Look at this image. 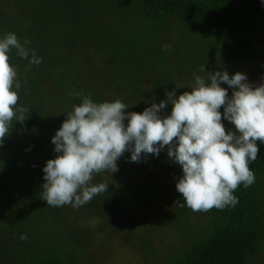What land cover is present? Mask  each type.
Instances as JSON below:
<instances>
[{"label":"trees","instance_id":"obj_1","mask_svg":"<svg viewBox=\"0 0 264 264\" xmlns=\"http://www.w3.org/2000/svg\"><path fill=\"white\" fill-rule=\"evenodd\" d=\"M13 2L18 9L16 14L5 16L0 14V38L13 32L22 44L29 36L42 49H53L50 68L54 71L49 73H52L57 86H69L73 91L70 93L72 95L67 96L65 93L58 95L61 93L56 91L59 87H47L48 92L46 87L41 90L40 80L44 76L43 74L38 76L32 69L33 65L29 64L31 53L29 59L25 60L16 55L15 49L10 52L13 66H18L21 83L19 104L28 109L26 113L28 119L23 124L13 122L11 134L0 147V264H5L6 256L9 264H82L79 254L64 243L72 241L63 236L60 240L54 235H49L43 225L48 220L59 222L65 219L69 205L48 206L37 192L38 187L45 183L43 168L47 161L59 155L54 151L55 145L51 140L67 118L68 111L64 107L66 104L79 105L82 102L80 97L74 95L75 93L82 92L97 103L119 99L129 106L126 111L138 113L144 111L141 105L144 98L141 95L143 87L140 81L144 72L138 70L135 74L125 75L120 71L114 77L105 67V53L112 54L114 58L121 51L124 52L125 48L121 47L119 41L112 40L113 36H118V40L123 36L119 35L118 31L109 30L111 24L106 18L114 16L115 20H125L129 9L137 10L140 18L156 24L174 18L182 23L186 32L211 37L217 45L216 49L222 61L234 66L249 57L258 38L257 21L264 19V0H13ZM156 37L157 31L154 36L151 35V38ZM89 45L95 49L96 56L92 59L83 55ZM72 57L77 59L76 64ZM71 59L73 62L69 64ZM95 64L100 65V68L95 70ZM54 66L56 69H53ZM146 75L151 78L148 71ZM159 76L161 75L156 76L157 82L163 88L164 83L160 81ZM165 84L168 86L167 91L172 90L170 81ZM178 90L184 92L180 88ZM231 95L232 90L229 96ZM48 98H55L51 108H46L44 104ZM165 99L167 98L163 97V100ZM171 109L172 105L169 103L162 110V115H170ZM224 121L231 130L234 129V125L227 120ZM257 143L260 151L257 159L250 164L256 175L255 183L248 188L241 184L235 190L233 194L238 197V203L234 207L210 210L208 212L210 217L204 229L193 230L195 233L190 236L183 235L182 239H186V242L182 240V250L175 249L166 264H248L250 259L260 255L264 233V204L261 199L264 144H260L259 141ZM16 152H19L18 156ZM166 152L165 148L160 153L162 155L160 172L164 171L165 176L178 179L182 168L174 163ZM130 157L131 153L126 152L117 163L133 169L138 168L141 161L132 162ZM142 171L147 174V178L140 182V190L150 200V204L151 202L156 204L163 192L162 184L158 183L156 177L149 175V169L142 168ZM121 196L119 192L108 188V191L95 196L84 206L78 209L72 207L69 214V217L72 216L69 218L71 224L85 218L87 212L94 210L100 218L115 214L116 219L122 215L119 213L120 206H123ZM164 199L165 202L171 199L170 202L174 203L178 214L175 221L180 230L187 229V213L191 209L186 205L181 207L184 203L183 197L171 190L168 198ZM13 202L18 203L15 211L11 209ZM6 212L9 214L8 219H4L3 216ZM63 213L64 217L61 216ZM92 217L93 215H89L86 218ZM145 217L146 213H142L137 221L143 222ZM132 218V222L136 221L135 216ZM115 219L111 218L113 222ZM41 231L46 239L41 243L36 242L34 236H38ZM87 231V228L83 230L89 234ZM21 235L27 238L22 240ZM63 247L69 249L62 251Z\"/></svg>","mask_w":264,"mask_h":264},{"label":"clouds","instance_id":"obj_2","mask_svg":"<svg viewBox=\"0 0 264 264\" xmlns=\"http://www.w3.org/2000/svg\"><path fill=\"white\" fill-rule=\"evenodd\" d=\"M26 45L30 41L22 44L13 32L0 38V147L13 122L23 124L28 119V109L19 104L18 66H13L10 56L15 49L25 60L31 53L30 65L42 63ZM163 48L169 50L171 45ZM200 72L206 75L194 74L191 91L177 98L175 89L166 90L167 99L152 103L142 113L126 111L129 106L119 99L97 103L82 92L75 93L82 102L66 114L52 137L59 155L43 168L47 205L78 209L108 191L107 184L92 181L97 174L119 171L117 162L126 152L132 162H139L143 156L158 157L166 148L168 157L182 168L176 183L183 196L181 207L195 212L234 207L235 190L256 181L250 164L260 151L257 142L264 144V83L250 82L243 72L230 76L227 71L206 72L205 66ZM222 84L232 89L231 96ZM169 103L170 115H162ZM223 120L234 129L227 130Z\"/></svg>","mask_w":264,"mask_h":264},{"label":"rangeland","instance_id":"obj_3","mask_svg":"<svg viewBox=\"0 0 264 264\" xmlns=\"http://www.w3.org/2000/svg\"><path fill=\"white\" fill-rule=\"evenodd\" d=\"M14 5L13 0H0V14L4 16L16 14L18 9ZM127 12L128 16L125 20H115L114 16L106 18V21L111 24L109 30L118 31L119 35L123 36V38L119 37V40L118 36H113L112 40L119 41L121 47L125 48L124 52L121 51L114 58L112 54L105 53L104 62L109 74L114 77L120 71L125 75L135 74L138 70L144 72L143 77L140 78L143 87L141 95L144 98L141 105L144 110L146 107H150L152 103H159L155 99L163 100V97H166L168 86L165 83L168 81H170L172 90L177 86L181 87L180 89L184 92L191 91L190 88L194 84V74L206 75V73L200 72L201 66H205L206 72L227 71L230 76L236 72H243L247 74L250 82L264 83V19L257 21L258 38L252 46L249 57L242 63L231 66L222 61L216 49L217 45L211 37L186 32L181 25L182 23L174 18H168L162 23L160 22L161 24H156L140 18L137 10L129 9ZM156 31L157 37L151 38V35L154 36ZM25 40L30 41V45H26V47L34 49L37 56L42 58V63L32 67L38 76L41 74L44 76L42 80L39 79L40 89L43 90V87L51 86L59 87L56 89V91L61 92L58 95L63 93L67 96L72 95L70 93L73 90L69 86H57L52 73H49V71H54L50 68L53 49L44 48L45 51L43 52L44 49L32 37L27 36L23 41ZM165 44L171 45V48L165 50L163 48ZM94 51L92 45H89L83 55L92 59L96 56ZM72 58L76 64L77 59ZM82 60L84 59L82 58L81 62H83ZM73 61L71 59L69 64ZM95 66V70L100 68L98 64ZM53 69L56 67L54 66ZM147 71L151 74L150 79L146 75ZM157 75H161L159 79L164 83L163 88L157 82ZM221 86L228 88L230 95L232 89L227 84ZM175 90L178 98L182 93L178 92V89ZM46 92H48V88ZM53 99L55 98H48L44 101L46 108L52 107ZM74 106V104H66L64 108L69 113ZM223 123L226 129L231 131L228 123L226 121ZM16 155L18 156L19 152H16ZM161 156L156 158H152L150 155L143 156L138 168L134 169L119 163V171L112 174L100 173L94 177L92 181L94 184L105 183L110 190L122 195L123 206H120L119 210L121 216L115 219L116 215L111 214L100 218L94 210L87 212L88 217L93 215L92 219H87L85 216V218L77 220L75 224H71L69 218L72 216L69 217V214L72 206L69 205L66 210L68 216H65L64 213L61 215L65 216V219L61 218L62 221L59 220V222L48 220V224H43L47 229L46 232L60 240H62V236L70 239L72 242L66 241L64 243L70 246L73 252L76 251L79 254L82 264H166L175 249L182 250L183 241L186 242L182 236H190L193 234V230L204 229L210 215H208L209 211L195 212L190 210L187 213V229L180 230L181 228L175 221L178 217L176 207L174 203L170 202L171 199L165 202L166 199L164 198H168L171 190L178 192L176 183L183 173L181 172V176L177 177L178 179L165 176L164 171L160 172ZM142 168L149 169V175L156 177L158 183L162 184L163 192L159 195L160 198L156 204L152 202L150 204V200L140 190V182L147 178V174L142 171ZM163 168L162 164L161 169ZM37 193L43 198L42 185L38 187ZM178 195L183 197L179 192ZM261 199L264 204V178H261ZM11 205V209L15 211L18 203L13 202ZM7 213L3 214L4 219L9 218ZM142 213H146V217L143 222H139L137 218ZM132 216L136 217V221H131ZM111 218L115 221L113 222ZM85 228L89 234L83 232ZM61 229H63L62 232ZM34 237V240L40 243L46 239L43 231ZM64 249L69 248H61L62 251ZM249 261L248 264H264V233L260 255ZM5 264H9L7 256Z\"/></svg>","mask_w":264,"mask_h":264}]
</instances>
